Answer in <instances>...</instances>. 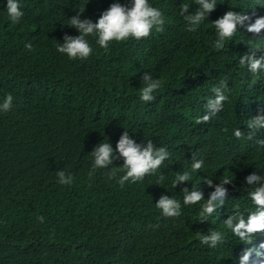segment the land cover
Masks as SVG:
<instances>
[{"label":"trees","instance_id":"obj_1","mask_svg":"<svg viewBox=\"0 0 264 264\" xmlns=\"http://www.w3.org/2000/svg\"><path fill=\"white\" fill-rule=\"evenodd\" d=\"M228 223L264 237V0H0V264H235Z\"/></svg>","mask_w":264,"mask_h":264},{"label":"clouds","instance_id":"obj_2","mask_svg":"<svg viewBox=\"0 0 264 264\" xmlns=\"http://www.w3.org/2000/svg\"><path fill=\"white\" fill-rule=\"evenodd\" d=\"M261 50V48H259ZM147 77V80L144 81V85L152 82L154 80V77ZM116 99L118 97H115ZM227 98L225 97H219L216 95V92L213 93V97L209 103V108L213 109V110H222L224 107V104L226 102ZM107 116H110L114 122V126L115 129L117 131L121 130V128H118V124H120L119 119L113 115L112 111L109 112V114ZM128 132L129 130H123ZM130 132V131H129ZM114 136H116V139L119 140L120 136H119V132L114 134ZM157 151L158 154L161 155V157H163L166 154H170L171 151L169 150L168 147H164V146H157V147H149L147 144L144 143H140L136 149V151L138 153L144 154L148 151ZM109 156L111 158H115V159H119V160H123L126 158H129V162H128V166L130 168L133 167L132 164V156L130 154V151L124 147H122L121 145H119L116 142H111L108 143L107 145L101 147L92 157H91V161L98 159L99 161L103 162L105 157ZM125 169V167H124ZM140 181H142L141 177H140ZM121 215V213H120ZM246 217L250 218L248 215V210L247 212L244 214ZM227 228L230 231V235L231 237L234 239V245H235V253L231 258H234L233 261L235 264H261L263 262V258H264V237H262L261 239H252L249 243H245L242 235L239 234L238 236H236V228L232 227V225L230 223H228ZM211 237L215 242H222L224 240V237H222L221 233L219 231H212L209 232L207 234H204L203 236H198L196 239H190V243L192 244V246L194 247V250L196 247L202 245V244H206L208 245V242L205 240V237ZM195 254L198 256V254L195 251ZM197 259L198 258H192V260L190 261L189 264H197ZM213 264V262L211 263Z\"/></svg>","mask_w":264,"mask_h":264},{"label":"bare ground","instance_id":"obj_3","mask_svg":"<svg viewBox=\"0 0 264 264\" xmlns=\"http://www.w3.org/2000/svg\"><path fill=\"white\" fill-rule=\"evenodd\" d=\"M145 80H147V79H145Z\"/></svg>","mask_w":264,"mask_h":264}]
</instances>
